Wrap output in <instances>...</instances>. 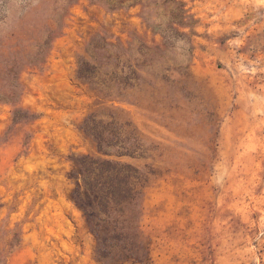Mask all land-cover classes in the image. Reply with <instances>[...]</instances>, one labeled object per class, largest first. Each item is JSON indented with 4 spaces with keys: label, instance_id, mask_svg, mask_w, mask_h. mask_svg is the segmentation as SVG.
<instances>
[{
    "label": "rangeland",
    "instance_id": "obj_1",
    "mask_svg": "<svg viewBox=\"0 0 264 264\" xmlns=\"http://www.w3.org/2000/svg\"><path fill=\"white\" fill-rule=\"evenodd\" d=\"M90 114L149 180L141 263L75 201ZM0 264H264V0H0Z\"/></svg>",
    "mask_w": 264,
    "mask_h": 264
},
{
    "label": "trees",
    "instance_id": "obj_2",
    "mask_svg": "<svg viewBox=\"0 0 264 264\" xmlns=\"http://www.w3.org/2000/svg\"><path fill=\"white\" fill-rule=\"evenodd\" d=\"M77 59V73L88 81L95 75L96 66L85 57ZM20 113L15 110L13 120H18ZM81 130L94 143L96 154L74 155L80 183L75 201L85 211L97 240V255L101 259H114L115 263L146 261L149 244L141 231L140 218L149 182L147 175L135 165L110 158L111 150L125 136L124 129L113 118L104 121L90 114L83 120ZM118 149L121 156L136 153L126 146ZM85 197L91 202L90 210L86 208Z\"/></svg>",
    "mask_w": 264,
    "mask_h": 264
}]
</instances>
